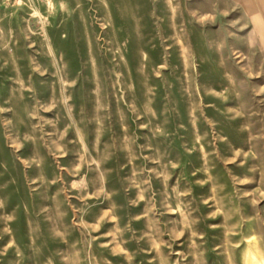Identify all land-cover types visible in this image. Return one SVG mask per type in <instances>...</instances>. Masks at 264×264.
Instances as JSON below:
<instances>
[{
    "label": "rangeland",
    "instance_id": "rangeland-1",
    "mask_svg": "<svg viewBox=\"0 0 264 264\" xmlns=\"http://www.w3.org/2000/svg\"><path fill=\"white\" fill-rule=\"evenodd\" d=\"M0 264H264V0H0Z\"/></svg>",
    "mask_w": 264,
    "mask_h": 264
}]
</instances>
